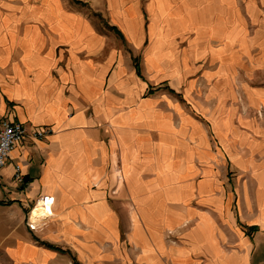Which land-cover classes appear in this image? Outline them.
Masks as SVG:
<instances>
[{
	"label": "crops",
	"instance_id": "crops-1",
	"mask_svg": "<svg viewBox=\"0 0 264 264\" xmlns=\"http://www.w3.org/2000/svg\"><path fill=\"white\" fill-rule=\"evenodd\" d=\"M248 23L240 0H0V121L52 129L0 170V264L264 263Z\"/></svg>",
	"mask_w": 264,
	"mask_h": 264
},
{
	"label": "rangeland",
	"instance_id": "rangeland-1",
	"mask_svg": "<svg viewBox=\"0 0 264 264\" xmlns=\"http://www.w3.org/2000/svg\"><path fill=\"white\" fill-rule=\"evenodd\" d=\"M242 8V25L243 29L245 24V19L249 17L253 18V29L245 32L243 30L242 44L253 46V51H244L242 56V75L247 79L248 82L253 86V88H263L264 87V0H240ZM89 7V6H86ZM93 15H96L100 27H107L106 18L102 11L94 12L90 10ZM108 28V27H107ZM247 50V49H244ZM253 57V69H250L246 58ZM136 64V62H135ZM0 202H7L0 196ZM28 217V216H27ZM27 226V219L25 221ZM259 231L258 226H253V236L254 233ZM262 252L260 255H264V247L260 249ZM258 264H264L262 262H257ZM81 264V263H80Z\"/></svg>",
	"mask_w": 264,
	"mask_h": 264
},
{
	"label": "built area",
	"instance_id": "built-area-1",
	"mask_svg": "<svg viewBox=\"0 0 264 264\" xmlns=\"http://www.w3.org/2000/svg\"><path fill=\"white\" fill-rule=\"evenodd\" d=\"M52 133L50 127H32L28 128L24 124L9 119H3L0 121V170L6 165L10 152L14 146L26 139L39 140L43 139ZM15 179L23 181L20 167L17 166L14 174ZM55 203V197L50 194L41 195L29 210V216L27 219V225L29 229L36 230L38 224L31 221L30 214L32 210L37 206L45 208L51 214V209ZM49 214V215H50Z\"/></svg>",
	"mask_w": 264,
	"mask_h": 264
},
{
	"label": "bare ground",
	"instance_id": "bare-ground-1",
	"mask_svg": "<svg viewBox=\"0 0 264 264\" xmlns=\"http://www.w3.org/2000/svg\"><path fill=\"white\" fill-rule=\"evenodd\" d=\"M128 29L133 32L134 30V26L133 23L130 21L128 23ZM52 211V209H51ZM50 214V212H48L45 208H42L41 206L37 205L31 212L30 217H31V221L34 222L35 224H40V222H42V220L46 217H48ZM52 214V212H51ZM50 214V215H51Z\"/></svg>",
	"mask_w": 264,
	"mask_h": 264
},
{
	"label": "trees",
	"instance_id": "trees-1",
	"mask_svg": "<svg viewBox=\"0 0 264 264\" xmlns=\"http://www.w3.org/2000/svg\"><path fill=\"white\" fill-rule=\"evenodd\" d=\"M137 69H138V66H137ZM138 73L140 74L139 69H138ZM48 246L51 247V248L57 249V250H59V251H62V252H67V251H65V250L59 249V248L54 247V246H51V245H48ZM69 253H70V252H69ZM73 261H74V264H80L74 256H73Z\"/></svg>",
	"mask_w": 264,
	"mask_h": 264
}]
</instances>
